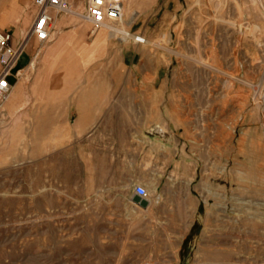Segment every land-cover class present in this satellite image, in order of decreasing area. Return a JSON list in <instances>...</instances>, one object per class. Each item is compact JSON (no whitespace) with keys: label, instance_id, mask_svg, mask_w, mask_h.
<instances>
[{"label":"rangeland","instance_id":"374dc122","mask_svg":"<svg viewBox=\"0 0 264 264\" xmlns=\"http://www.w3.org/2000/svg\"><path fill=\"white\" fill-rule=\"evenodd\" d=\"M106 1L126 40L55 14L0 105V264H264V0ZM34 16L8 0L0 29Z\"/></svg>","mask_w":264,"mask_h":264},{"label":"built area","instance_id":"2783aa9c","mask_svg":"<svg viewBox=\"0 0 264 264\" xmlns=\"http://www.w3.org/2000/svg\"><path fill=\"white\" fill-rule=\"evenodd\" d=\"M84 7L82 18L91 23L94 29L101 27L106 19L118 20L121 18V9L116 3L106 0H78ZM35 16L29 29L23 37L13 40L12 30L0 29V105L10 92L9 78L16 76L15 68L31 39L45 43L50 41V33L57 13L70 11L72 0H33ZM135 41L142 43L144 38L136 35ZM134 193L140 197H147L144 186L137 185ZM147 264H172L171 262Z\"/></svg>","mask_w":264,"mask_h":264},{"label":"bare ground","instance_id":"6f19581e","mask_svg":"<svg viewBox=\"0 0 264 264\" xmlns=\"http://www.w3.org/2000/svg\"><path fill=\"white\" fill-rule=\"evenodd\" d=\"M7 3H8V0H0V9L1 8H5L6 7V5H7ZM129 4L131 5V6H134V7H136V6H138L139 8H144V7H147L148 6V0H129ZM74 5V4H73ZM72 5V6H73ZM82 8H83V6L82 5H79V4H75V6L74 7H71L70 8V13H72V15H76V16H78V17H82ZM103 27H104V29H105V31L103 30V31H100L99 32V34H98V38L97 39H101L102 38V36H103V34L105 33V34H107V35H109V36H111V35H114L115 33H121V35H123L122 36V40H126L128 37H127V34H126V32L125 31H122L121 29H119V28H117L116 26H113V25H111V24H109V23H104L103 25H102ZM128 36H129V34H128ZM135 36L136 35H131L130 37L133 39V41H135ZM135 42H137V41H135ZM146 42V40L144 39V41H143V43H145ZM40 51H41V49H38L37 51H36V53L34 54V56H33V58L31 59V62H30V64L23 70L24 71V73L26 74V72L28 71V70H31L33 67H34V65H35V61H36V59H37V57H38V55H39V53H40ZM114 57V56H113ZM30 72V71H29ZM20 76V75H19ZM21 77V76H20ZM27 77V76H26ZM26 80V79H25ZM24 82V81H23ZM13 87V86H12ZM20 91V90H19ZM21 92H22V90H21ZM23 95V94H22ZM19 96H20V92H14V91H10L9 92V94H8V96L6 97V99H5V104H6V106H12V105H14L17 101H18V98H19ZM19 99H21V98H19ZM26 101V100H25ZM3 104V103H2ZM22 104V103H21ZM20 104V105H21ZM17 106V105H16ZM21 109V108H20ZM99 177V176H98ZM150 202V201H149ZM148 202V203H149ZM146 207H148V205L146 206ZM145 207V208H146ZM150 207V206H149ZM167 261V260H166Z\"/></svg>","mask_w":264,"mask_h":264},{"label":"crops","instance_id":"0c3cea01","mask_svg":"<svg viewBox=\"0 0 264 264\" xmlns=\"http://www.w3.org/2000/svg\"><path fill=\"white\" fill-rule=\"evenodd\" d=\"M56 21H54V25H53V27H52V30H51V33H50V35H52V34H55V33H57V34H60V33H62L63 32V30L66 28V27H64V25H57L58 23H60V22H63V18L62 17H58L57 15H56ZM3 30H7V29H4L3 28ZM8 30H11V29H8ZM93 30V29H92ZM12 31H13V40L14 41H16L17 39H19V35H17L16 34V30L15 29H12ZM77 31L80 33V32H84L85 31V28H80V29H77ZM35 40L36 39H31V41L27 44V46H26V48H28L29 46H31L32 48H34L35 47ZM52 40V39H51ZM50 40V41H51ZM95 40H96V37L94 38V40L92 41V43H91V45H92V47L94 46V47H98L100 44L99 43H97V42H95ZM26 50V49H25ZM135 56H136V53H135V51L134 50H131V49H126L125 50V53H124V59H126V60H128L129 62H133V60L135 59ZM30 62H31V58H29L28 59V61L25 63V64H23V65H21V66H19V64H17V66H16V68H15V73H16V76H15V81H14V83H12L11 84V88H10V91L12 90V91H14V92H20V93H22L21 92V90L23 91V88H22V85L24 84V77H23V70L30 64ZM21 77H20V76ZM24 81V82H23ZM13 86V87H12ZM20 90V91H19ZM78 98H80V95L78 94V96H77ZM79 103V102H78ZM77 102H76V104H75V106H74V110H76V112H77V104H78ZM91 103H89V105H90ZM92 105V104H91ZM93 107H94V110H93V112L92 113H96V104H94L93 103ZM73 110V109H72Z\"/></svg>","mask_w":264,"mask_h":264},{"label":"water","instance_id":"95a60500","mask_svg":"<svg viewBox=\"0 0 264 264\" xmlns=\"http://www.w3.org/2000/svg\"><path fill=\"white\" fill-rule=\"evenodd\" d=\"M9 80H10V82H11V84H12V83H14V81H15V77H14V76H11V77L9 78ZM132 200H133L134 202L138 203L139 205L144 206V207H146V206L148 205V200L145 199V198H143V197H140V196L137 195V194H133V196H132Z\"/></svg>","mask_w":264,"mask_h":264}]
</instances>
